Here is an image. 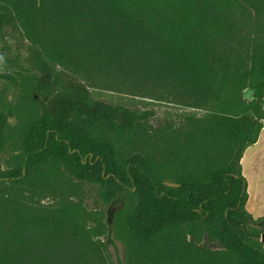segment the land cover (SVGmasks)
I'll return each instance as SVG.
<instances>
[{
    "label": "trees",
    "instance_id": "trees-1",
    "mask_svg": "<svg viewBox=\"0 0 264 264\" xmlns=\"http://www.w3.org/2000/svg\"><path fill=\"white\" fill-rule=\"evenodd\" d=\"M8 28L39 86L0 108V264H107L117 240L126 264H264L242 167L264 127V0H0ZM81 77L191 109L154 127ZM13 119L20 161L4 166Z\"/></svg>",
    "mask_w": 264,
    "mask_h": 264
},
{
    "label": "rangeland",
    "instance_id": "rangeland-1",
    "mask_svg": "<svg viewBox=\"0 0 264 264\" xmlns=\"http://www.w3.org/2000/svg\"><path fill=\"white\" fill-rule=\"evenodd\" d=\"M30 57L31 53L28 42L19 31L8 28L5 32L0 33V108H6L10 102L17 100L23 86L29 89L34 84L38 85L39 71L33 67ZM5 74L8 76H3ZM81 79L90 87L95 98L111 100L142 110H153L154 113L151 115L149 121L154 127L163 124L166 119H172L169 112L173 113L174 111L186 108L191 109V107L178 103L172 95H167L163 92L142 91L113 83L110 80L96 82L87 77H81ZM54 90V87L40 86L38 93L33 94V97H41L42 100H46L50 98ZM246 96L251 98L252 92L247 90ZM173 119H175L174 116ZM11 122L10 141L2 155L4 166L16 164L20 161L21 155L22 133L17 126L16 120L13 119ZM119 142L121 143V140ZM260 145L261 142L246 153L242 159L244 169L249 178L248 192L250 196L247 208L249 207V211L258 217L259 215H264V150L258 151ZM122 149L127 154L133 148L123 145ZM91 192L89 191L87 204L89 207H95L94 197L91 195ZM41 195L45 197V201L50 199L49 193ZM123 204L124 197L114 201L110 206H99L98 208L104 211V221L111 222L113 214ZM210 247L215 249L216 244H210ZM124 250L123 243L119 240L115 242V245L110 244L108 246L110 258H107V264L125 263Z\"/></svg>",
    "mask_w": 264,
    "mask_h": 264
},
{
    "label": "crops",
    "instance_id": "crops-1",
    "mask_svg": "<svg viewBox=\"0 0 264 264\" xmlns=\"http://www.w3.org/2000/svg\"><path fill=\"white\" fill-rule=\"evenodd\" d=\"M259 139L260 140H258L255 144H253V145H251V146H249L246 150H245V153L244 154H246V153H248L252 148H254L255 146H257V144L258 143H260L261 142V145H260V147L258 148V151H262V150H264V127H263V129H262V131H261V134H260V136H259ZM244 157V156H243ZM242 167H243V173H244V175L247 177V180H248V184H249V178H248V176H247V173H246V171H245V169H244V164H243V160H242ZM249 191V190H248ZM249 196H250V193H249ZM249 200V199H248ZM248 203V202H247ZM249 208V207H248ZM249 210V209H248ZM251 212V211H250ZM261 215H259V217H260ZM255 218H258V216H255Z\"/></svg>",
    "mask_w": 264,
    "mask_h": 264
},
{
    "label": "water",
    "instance_id": "water-1",
    "mask_svg": "<svg viewBox=\"0 0 264 264\" xmlns=\"http://www.w3.org/2000/svg\"><path fill=\"white\" fill-rule=\"evenodd\" d=\"M168 184H170V185H177V184L174 183V182H168Z\"/></svg>",
    "mask_w": 264,
    "mask_h": 264
}]
</instances>
